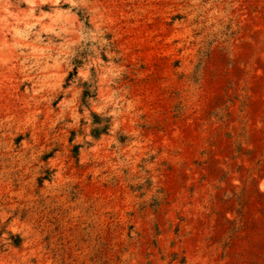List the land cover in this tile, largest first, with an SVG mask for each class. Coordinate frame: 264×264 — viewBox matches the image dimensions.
Listing matches in <instances>:
<instances>
[{
  "label": "rangeland",
  "instance_id": "rangeland-1",
  "mask_svg": "<svg viewBox=\"0 0 264 264\" xmlns=\"http://www.w3.org/2000/svg\"><path fill=\"white\" fill-rule=\"evenodd\" d=\"M0 264H264V0H0Z\"/></svg>",
  "mask_w": 264,
  "mask_h": 264
}]
</instances>
